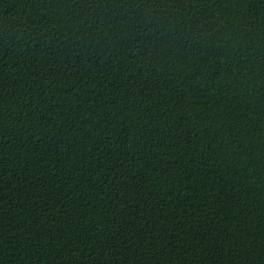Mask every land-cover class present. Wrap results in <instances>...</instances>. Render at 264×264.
I'll return each mask as SVG.
<instances>
[{
	"label": "trees",
	"instance_id": "obj_1",
	"mask_svg": "<svg viewBox=\"0 0 264 264\" xmlns=\"http://www.w3.org/2000/svg\"><path fill=\"white\" fill-rule=\"evenodd\" d=\"M0 264H264V0H0Z\"/></svg>",
	"mask_w": 264,
	"mask_h": 264
}]
</instances>
